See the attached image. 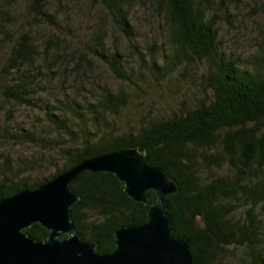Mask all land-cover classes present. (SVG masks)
<instances>
[{"label": "trees", "instance_id": "1", "mask_svg": "<svg viewBox=\"0 0 264 264\" xmlns=\"http://www.w3.org/2000/svg\"><path fill=\"white\" fill-rule=\"evenodd\" d=\"M87 1L100 7L123 47L108 46L103 28L85 43L76 39L66 14L74 8L78 15ZM135 2L159 20L162 44L139 35ZM246 3L0 0V107L7 105L0 112L28 111L32 119L21 127L0 120V147L30 152L0 153V199L83 161L137 149L178 185L167 210L193 264H264V32L255 53L230 44V14ZM96 65L114 86L53 95L69 68L92 82L88 70ZM44 90L53 96L40 98ZM70 187L79 197L71 207L76 232L99 254L113 253L116 231L147 223L157 203L154 191L148 204L134 201L109 173L83 172ZM23 233L44 241L50 232L34 224Z\"/></svg>", "mask_w": 264, "mask_h": 264}, {"label": "water", "instance_id": "2", "mask_svg": "<svg viewBox=\"0 0 264 264\" xmlns=\"http://www.w3.org/2000/svg\"><path fill=\"white\" fill-rule=\"evenodd\" d=\"M83 172L116 176L138 203L148 204L147 193H156L147 223L116 231L113 253H97L72 222L71 207L79 197L70 185ZM177 192L176 182L137 149L83 161L36 189L0 199V264H193L190 243L175 237L167 210L166 198ZM34 224L50 232L46 240L23 233Z\"/></svg>", "mask_w": 264, "mask_h": 264}, {"label": "rangeland", "instance_id": "3", "mask_svg": "<svg viewBox=\"0 0 264 264\" xmlns=\"http://www.w3.org/2000/svg\"><path fill=\"white\" fill-rule=\"evenodd\" d=\"M85 0H81L83 3ZM250 3H246L244 5L245 10L240 12L239 15L235 13H231V20L236 21L235 30L231 34V42L230 44L234 45L238 43L240 45V49H244L243 51L255 53L258 47V43L261 37V32H264V0H249ZM133 5L130 10L131 15L136 19V25L139 30V35L144 40H153L154 37L162 44L164 39V31L160 27L161 24L159 20L154 16V13L144 7L143 5H138L137 2ZM90 1H87L86 4L82 5L81 11H78V15L75 13L76 9L69 10L68 19L70 18V27L75 31V35H77L76 39L82 40L85 43L88 39L87 36H91L94 32V28L99 30V28H103L105 32V36L107 37L108 46L111 44H115L118 47L124 46V40L114 33L113 28L110 26V21L105 16L104 13L100 11V7H96ZM259 8H258V7ZM92 9V12L89 13V9ZM97 8V9H96ZM94 9V10H93ZM85 14V15H84ZM242 14V15H240ZM234 41V42H233ZM238 49L239 52L241 50ZM70 67V66H69ZM88 76H91L92 82H89V78H78L76 79V75L70 70V68L66 71V76H69L68 82L65 83L62 79L56 80L53 87V95H57V92L66 91L69 95L72 96L73 90H81L84 94L89 92V89L92 86L97 87V84L107 85L108 87H112L116 84V81L105 72V68L102 66H94L92 69L88 70ZM75 79V81L73 80ZM174 86H180L175 81ZM46 88V87H45ZM178 90V89H177ZM42 94V95H41ZM39 95L40 98L47 99L52 97L53 95H48V93L44 90L43 93ZM52 94V93H51ZM166 97V96H165ZM157 101V98H152L148 101V106H152L154 101ZM162 102H166L163 99ZM1 105V104H0ZM1 109V107H0ZM7 109V105H5L4 111ZM27 113V114H26ZM13 116L7 117V115L0 112V120H13V122L17 123L20 127L27 125L32 121L31 116H29L28 111L24 112L13 111L11 112ZM12 122V121H11ZM0 153L11 154L13 156H29L30 152L26 150L25 147H14L13 149L0 147Z\"/></svg>", "mask_w": 264, "mask_h": 264}]
</instances>
